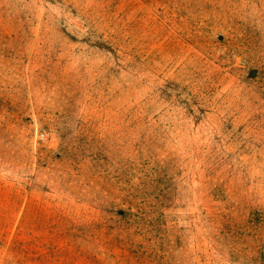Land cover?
I'll list each match as a JSON object with an SVG mask.
<instances>
[{"label": "rangeland", "instance_id": "1", "mask_svg": "<svg viewBox=\"0 0 264 264\" xmlns=\"http://www.w3.org/2000/svg\"><path fill=\"white\" fill-rule=\"evenodd\" d=\"M0 264H264V0H0Z\"/></svg>", "mask_w": 264, "mask_h": 264}]
</instances>
